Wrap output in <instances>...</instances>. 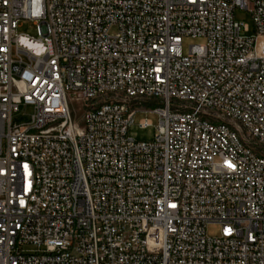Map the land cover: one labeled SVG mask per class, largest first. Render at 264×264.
I'll use <instances>...</instances> for the list:
<instances>
[{
    "label": "built area",
    "instance_id": "obj_1",
    "mask_svg": "<svg viewBox=\"0 0 264 264\" xmlns=\"http://www.w3.org/2000/svg\"><path fill=\"white\" fill-rule=\"evenodd\" d=\"M261 37L264 0H0V264H264Z\"/></svg>",
    "mask_w": 264,
    "mask_h": 264
},
{
    "label": "rangeland",
    "instance_id": "obj_2",
    "mask_svg": "<svg viewBox=\"0 0 264 264\" xmlns=\"http://www.w3.org/2000/svg\"><path fill=\"white\" fill-rule=\"evenodd\" d=\"M233 17L236 21L242 22L243 24H247L249 27V32H243L244 34H252L254 30L253 20L251 15L242 8H235L233 12ZM19 31L27 34L31 37H34L38 39L40 36L38 34L37 28L34 24L31 22L25 20L21 23L19 27ZM261 40H264V37L260 38ZM203 42L202 38H191V37H185L183 39V52L186 54L188 50V45L193 43H201ZM76 110L78 109V104L74 103L72 105ZM32 113V108L27 107L24 111V114H21L20 116L16 117L15 120L19 122H25L28 120L29 115ZM143 117H147L152 120L154 125L142 128L139 126V120ZM158 122V116L155 113H152L150 111H140L137 112L134 116V122L132 125H130L128 129V135L135 140H149L152 139L155 133V125ZM219 232V227L215 224H210L207 226V234L208 235H217Z\"/></svg>",
    "mask_w": 264,
    "mask_h": 264
}]
</instances>
